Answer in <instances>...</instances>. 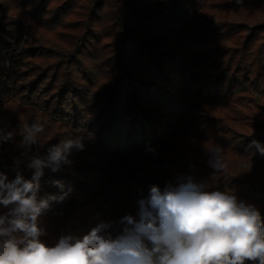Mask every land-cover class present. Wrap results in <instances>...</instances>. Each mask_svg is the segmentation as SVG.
<instances>
[{
    "label": "trees",
    "instance_id": "16d2710c",
    "mask_svg": "<svg viewBox=\"0 0 264 264\" xmlns=\"http://www.w3.org/2000/svg\"><path fill=\"white\" fill-rule=\"evenodd\" d=\"M257 91L255 94L254 91ZM44 132L26 156L23 124ZM0 172L79 138L44 169L40 219L54 245L99 222L122 227L151 186L184 177L236 195L264 221V0H0ZM221 146L226 167L209 165Z\"/></svg>",
    "mask_w": 264,
    "mask_h": 264
},
{
    "label": "clouds",
    "instance_id": "9594fccd",
    "mask_svg": "<svg viewBox=\"0 0 264 264\" xmlns=\"http://www.w3.org/2000/svg\"><path fill=\"white\" fill-rule=\"evenodd\" d=\"M43 132L39 122L21 126L22 156ZM15 135L0 128V143ZM73 149H83L78 137L60 140L46 157H28L30 179L19 170L21 159L14 161L13 179L0 172V264H264V221L258 209L191 176L163 190L151 186L138 201L136 216L120 219L119 231H113L114 222L101 221L82 236L62 235L49 245L41 239L47 232L39 218L71 189L64 192L62 182L53 181L62 194L38 198L40 179L45 168L56 173L70 164ZM223 151L219 145L208 150L212 168L226 167Z\"/></svg>",
    "mask_w": 264,
    "mask_h": 264
},
{
    "label": "rangeland",
    "instance_id": "374dc122",
    "mask_svg": "<svg viewBox=\"0 0 264 264\" xmlns=\"http://www.w3.org/2000/svg\"><path fill=\"white\" fill-rule=\"evenodd\" d=\"M254 92H255V94H257V91L256 90Z\"/></svg>",
    "mask_w": 264,
    "mask_h": 264
}]
</instances>
